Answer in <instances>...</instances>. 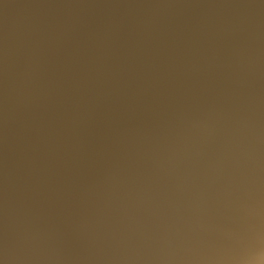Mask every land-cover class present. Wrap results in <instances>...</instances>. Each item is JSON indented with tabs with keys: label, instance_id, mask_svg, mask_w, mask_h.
Segmentation results:
<instances>
[{
	"label": "water",
	"instance_id": "1",
	"mask_svg": "<svg viewBox=\"0 0 264 264\" xmlns=\"http://www.w3.org/2000/svg\"><path fill=\"white\" fill-rule=\"evenodd\" d=\"M0 264H264V0H0Z\"/></svg>",
	"mask_w": 264,
	"mask_h": 264
}]
</instances>
